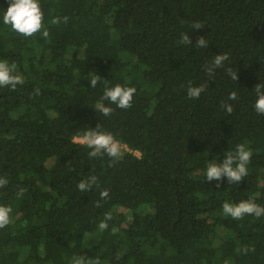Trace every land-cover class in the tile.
Here are the masks:
<instances>
[{"label":"trees","instance_id":"1","mask_svg":"<svg viewBox=\"0 0 264 264\" xmlns=\"http://www.w3.org/2000/svg\"><path fill=\"white\" fill-rule=\"evenodd\" d=\"M39 3L48 38L5 25L9 3L0 0V60L24 80L0 87V177L8 180L0 204L12 208L0 264H70L73 255L101 264H264V216L234 220L222 209L249 198L264 207V115L253 90L264 83V0ZM197 21L204 28L194 30ZM182 32L192 45L178 44ZM200 36L208 47L195 48ZM220 53L229 55L224 68L189 99L187 83L208 80L203 66ZM95 74L102 79L91 88ZM116 84L136 88L132 107L105 100L113 109L105 117L95 106ZM98 124L129 149L113 166L75 140ZM242 143L252 151L243 181H208L207 165ZM91 175L98 184L81 192ZM107 212L113 219L101 232Z\"/></svg>","mask_w":264,"mask_h":264},{"label":"clouds","instance_id":"2","mask_svg":"<svg viewBox=\"0 0 264 264\" xmlns=\"http://www.w3.org/2000/svg\"><path fill=\"white\" fill-rule=\"evenodd\" d=\"M9 7L6 9L3 15V23L10 25L11 29L22 36L32 37L42 29V35L44 38L49 37V31L44 28L43 16L39 0H8ZM69 17H63V22L68 23ZM53 25L61 23L59 16L54 17L51 20ZM194 30L204 28L202 23L194 22L192 24ZM192 39L187 34L182 32L178 44L180 45H192ZM208 47V41L204 36H200L195 42V48H206ZM229 60L227 53L216 54L212 61L205 64L204 70L209 77L208 80L201 83L199 86H193L192 82L187 83V97L189 99H198L201 93L205 92L209 86V81L213 80L216 72L214 69L224 68V62ZM227 74L234 81H238V72L233 71L231 67L226 69ZM102 78L95 74L90 79L91 88H95ZM24 83L23 77L17 70L15 63L9 64L7 60H0V87H11L15 89L17 85ZM256 94V100L254 104V110L261 115H264V83H258L254 89ZM135 87L122 86L116 84L114 87H107L103 92L101 101L95 106L97 112L102 113L103 116H109L112 114L113 109L109 106H105L103 101L107 100L110 104L116 105L121 109H128L132 107L134 95L136 93ZM38 93L39 90L36 89ZM229 100H236L237 93L231 92L228 97ZM222 108L227 113L231 114L234 111L233 105L221 102ZM75 140L87 148L91 149L88 153L89 157H101L107 155L111 158L110 166H113L117 161L122 158V146L121 143L113 133L102 130L101 124H98L96 128H90L83 132L81 136L75 137ZM225 158L222 162H216L212 160L207 165L206 178L208 181H222L223 178H227L229 184H239L243 181V178L248 175V165L251 162L252 151L245 144H238L235 151L225 152ZM8 183L6 177H0V188H4ZM98 184L97 177L91 175L81 180L77 187L81 192H87L92 189L93 185ZM220 187V184H217ZM25 189L21 188L18 195L23 196ZM109 196V190L105 189L100 192L101 199H105ZM97 207L101 206L100 202L97 201ZM223 212L230 216L234 220H241L245 215H254L259 218L264 216V207L257 204L253 198L247 200H241L238 203H230L225 201L222 205ZM12 208L9 205L0 204V229H3L11 222ZM112 212L104 214V219L98 224V228L101 232L106 231L109 227L108 221L112 220ZM118 231L116 227L112 228V233L115 234ZM239 251V250H238ZM242 251L247 254L249 249L245 246ZM70 264H101L100 258L97 256L95 259L86 258L83 255H73L71 257Z\"/></svg>","mask_w":264,"mask_h":264},{"label":"built area","instance_id":"3","mask_svg":"<svg viewBox=\"0 0 264 264\" xmlns=\"http://www.w3.org/2000/svg\"><path fill=\"white\" fill-rule=\"evenodd\" d=\"M122 146V150H129L126 146H124V145H121ZM137 155H138V153H136Z\"/></svg>","mask_w":264,"mask_h":264}]
</instances>
